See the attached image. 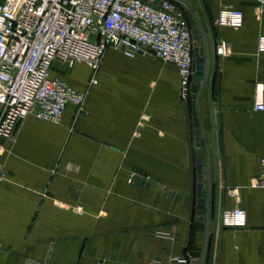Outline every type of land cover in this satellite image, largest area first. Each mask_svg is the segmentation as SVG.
Here are the masks:
<instances>
[{
    "label": "crops",
    "instance_id": "0c3cea01",
    "mask_svg": "<svg viewBox=\"0 0 264 264\" xmlns=\"http://www.w3.org/2000/svg\"><path fill=\"white\" fill-rule=\"evenodd\" d=\"M190 2L206 22L201 1ZM204 3L211 16L226 6L244 13L238 29L214 21L217 45L225 40L228 50L217 53L213 105L208 88L200 103L211 151L210 159L202 146V165L212 162L213 189V117L218 131L214 264H264V187L254 184L264 157V110L256 109L264 102L257 49L264 7L259 0ZM76 65L86 72L81 79L71 77ZM74 66L69 77L56 64L55 74L85 91L91 69ZM97 77L78 117L73 104L60 123L29 116L4 140L0 264H191L190 253L203 249L193 99L182 98L176 67L110 48ZM235 207L246 211V226L224 227L222 212Z\"/></svg>",
    "mask_w": 264,
    "mask_h": 264
},
{
    "label": "built area",
    "instance_id": "2783aa9c",
    "mask_svg": "<svg viewBox=\"0 0 264 264\" xmlns=\"http://www.w3.org/2000/svg\"><path fill=\"white\" fill-rule=\"evenodd\" d=\"M264 7V0H259ZM187 9L173 0H0V187L7 176L3 167L4 140L14 135L19 120L60 123L69 104L76 117L84 109L89 89L98 83V71L110 48L134 58L139 50L174 65L180 77L181 96L190 98L195 77V39ZM218 26L241 28L242 10H219ZM257 49L264 52V34ZM228 45L221 40L217 53ZM72 68L82 63L91 69L85 91L55 74L56 64ZM256 109L264 110V102ZM254 184L264 187V157ZM131 176L130 182H133ZM224 227L247 224L240 207L221 214ZM187 264V258H178ZM145 264H162L160 260Z\"/></svg>",
    "mask_w": 264,
    "mask_h": 264
},
{
    "label": "water",
    "instance_id": "95a60500",
    "mask_svg": "<svg viewBox=\"0 0 264 264\" xmlns=\"http://www.w3.org/2000/svg\"><path fill=\"white\" fill-rule=\"evenodd\" d=\"M145 1V0H143ZM190 12V18L196 22L193 27L195 39L194 57H195V77L192 85V103L194 113V125L197 140V153L199 155V175H198V210L197 218L205 221V241L201 251H192L191 264H214V253L217 232L219 229V208H220V175H219V144L218 131L216 122L213 117V150L215 154L216 177L215 187L212 188V162L209 161L207 167L202 165V146L205 147L209 158L211 159V151L206 138L204 125L201 118L200 103L204 91L208 88L210 93L211 104L214 103V81L217 71L218 54H217V39L216 32L218 28L214 25L217 19V14L214 12L211 16L204 0H200L203 6L206 22L202 21L199 14L195 11L190 0H173ZM143 49L139 53H144ZM146 54L154 56L152 53ZM202 78V83L199 86L198 80ZM22 120H19L17 126ZM16 126V127H17ZM222 132V130L220 131ZM204 182H208L207 189L204 188ZM214 190V191H213ZM213 221V229L211 223Z\"/></svg>",
    "mask_w": 264,
    "mask_h": 264
},
{
    "label": "rangeland",
    "instance_id": "374dc122",
    "mask_svg": "<svg viewBox=\"0 0 264 264\" xmlns=\"http://www.w3.org/2000/svg\"><path fill=\"white\" fill-rule=\"evenodd\" d=\"M57 68L62 70L63 73H65L67 76L70 77V75L68 74L71 70L70 67H68L65 64H57ZM86 74L84 68L82 66L76 65L72 68L71 70V77L73 79H81L82 77H84Z\"/></svg>",
    "mask_w": 264,
    "mask_h": 264
}]
</instances>
